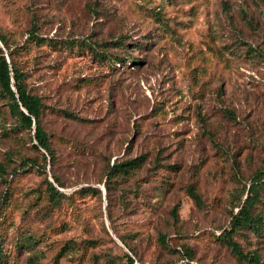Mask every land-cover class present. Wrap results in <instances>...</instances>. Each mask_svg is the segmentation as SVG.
Wrapping results in <instances>:
<instances>
[{"label":"rangeland","instance_id":"obj_1","mask_svg":"<svg viewBox=\"0 0 264 264\" xmlns=\"http://www.w3.org/2000/svg\"><path fill=\"white\" fill-rule=\"evenodd\" d=\"M0 34L25 44L14 60L52 154L0 100L3 264H249L222 235L264 168V0H0ZM259 188L261 231L231 237L264 264Z\"/></svg>","mask_w":264,"mask_h":264},{"label":"trees","instance_id":"obj_2","mask_svg":"<svg viewBox=\"0 0 264 264\" xmlns=\"http://www.w3.org/2000/svg\"><path fill=\"white\" fill-rule=\"evenodd\" d=\"M42 38L39 37L32 25L28 31L26 42L39 43ZM122 42L111 41V45H119ZM25 47L19 45L11 48L5 38L0 34V100L4 101L7 113L14 119L17 129H26L33 131L32 147L36 150L42 149L49 157H52L49 148L48 137L43 131L40 124V115L42 111V103L40 97L31 94L24 84L25 73L22 72L15 63L14 57L20 49ZM93 53L94 50L88 46ZM114 59H118L114 57ZM71 117H75L69 114ZM44 157V156H43ZM145 159L144 155L134 156L129 159L113 162L108 165L105 171L106 183L112 178L124 177L131 173L133 170L139 168ZM45 160V157H44ZM173 166H170L172 168ZM263 173L260 170L251 176V181L247 187H242L240 196L238 198L236 212H230L228 229L223 231V243L236 255L238 259L244 260L249 264H259V255L255 252L243 253L239 245L233 241L232 234L239 230H249L253 234H258L263 224L261 223L260 216L253 213L254 205L259 201L258 191L260 185L264 181V168ZM261 170V171H262ZM0 171H4L0 165ZM263 177V178H262ZM57 180L55 179V182ZM60 186L59 182H56ZM47 199L50 202L58 203L62 194L49 182L46 181ZM188 193L195 203L199 202V197L189 188ZM161 237V242L164 241V236ZM127 264H133L131 256L124 254ZM28 262L34 263L30 258ZM3 255L0 252V264H3Z\"/></svg>","mask_w":264,"mask_h":264}]
</instances>
